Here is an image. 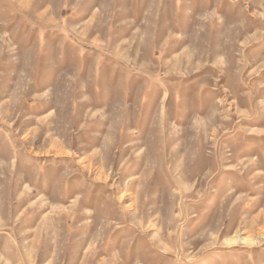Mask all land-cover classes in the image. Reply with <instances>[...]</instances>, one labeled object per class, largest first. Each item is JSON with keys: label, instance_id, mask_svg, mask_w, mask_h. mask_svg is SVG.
I'll return each instance as SVG.
<instances>
[{"label": "rangeland", "instance_id": "374dc122", "mask_svg": "<svg viewBox=\"0 0 264 264\" xmlns=\"http://www.w3.org/2000/svg\"><path fill=\"white\" fill-rule=\"evenodd\" d=\"M0 264H264V0H0Z\"/></svg>", "mask_w": 264, "mask_h": 264}]
</instances>
